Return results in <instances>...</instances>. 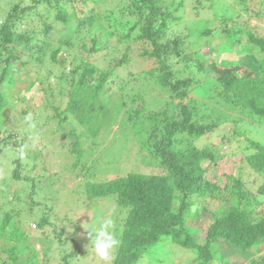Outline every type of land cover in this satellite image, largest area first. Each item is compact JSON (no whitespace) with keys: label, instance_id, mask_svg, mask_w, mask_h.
<instances>
[{"label":"rangeland","instance_id":"rangeland-1","mask_svg":"<svg viewBox=\"0 0 264 264\" xmlns=\"http://www.w3.org/2000/svg\"><path fill=\"white\" fill-rule=\"evenodd\" d=\"M164 1L171 3L179 0ZM18 2L20 0H0V18L3 19ZM119 2L125 3L124 0H106L100 4L90 1L88 5L98 9L103 8L106 3ZM31 4V0L22 2L23 6ZM200 4L204 7L200 8L201 15L198 16L196 7H200ZM45 7L40 6L38 10L30 12L15 28L17 33L34 32V44L37 46L26 51L23 61L28 64L12 75L14 81L11 85L8 83L4 86V92L8 93L12 105L9 104L0 114V212L9 211L16 215L15 224L27 237L21 244L24 250L21 256L18 255L19 263L16 264H98L91 248H88L89 229L98 226L102 216L110 215L114 220L113 231L119 239V224L124 215L114 196L88 199L87 182L110 181L132 172L163 174V169L157 165L151 153V132L158 124L157 131L160 133L159 129L163 127L159 122L163 119L160 112L168 109L170 114L174 113L178 100L163 87L151 88L145 96L150 115L139 125L127 127L120 122L127 118L125 114L118 119L114 113L115 102L121 96L110 82L101 96L110 110L105 124L94 138L83 136L93 123L86 120L87 124H83L80 121L82 109H79L81 114L68 109L73 88L70 71L73 67L69 63L63 75L64 67L55 63L51 55L55 50H60V58L74 55L79 59L86 57L103 69L116 57H121L125 48L116 45L111 48L109 43H114L115 38L107 41L102 39L100 42L106 46L102 51L87 53L81 45L86 42L87 48H90L95 31L88 33L81 41L70 30L71 26L62 22H56L55 29L46 34L43 22L57 20H54L53 13L48 15ZM68 10L71 12L72 8L68 7ZM180 14L183 20L170 32L196 40V45L189 44L190 51L201 54L206 62L226 60L259 69L254 57L261 59L264 53L254 52L246 36L239 42L238 34L230 39L226 37V31L247 26L262 34L264 0H200V3L197 0H185ZM48 16L51 18L47 19ZM200 18L206 21H198ZM221 19H225L228 26ZM71 21L76 26L73 19ZM225 26L226 31L222 29ZM208 27L219 28L221 32L202 39L194 36ZM67 40H70L72 47L66 44ZM16 48L22 49L21 46ZM142 68L149 69L150 66L143 65L139 59L134 63L133 69L139 72ZM62 75L64 77L60 79ZM97 77L98 73L94 75V78ZM215 77L208 70L200 93L193 95L198 98L196 102L201 108L199 121L215 124L217 127L207 135L193 138L192 143L199 149L209 148L215 154V159L206 164V177L210 182L223 188L227 175L241 176L251 191L256 193L264 183V176H258L246 160L241 163L240 159L252 152L247 139L264 143V126L256 120L254 113L233 103L227 105L219 99L211 88V78ZM145 79L147 78L142 81ZM82 98L83 96L80 97ZM29 113L35 123L34 128L29 127L25 121ZM110 121L113 123L108 133L106 124ZM75 144L82 150L75 151ZM21 147L25 151L23 158L17 155ZM121 148H124V154L119 152ZM93 163L96 168L92 167ZM16 175L19 179L15 178ZM30 190H34L33 196L29 194ZM29 203L32 204V209L26 210ZM45 204L47 208L44 207ZM209 204L210 212L202 210V200L198 199L197 208L194 207L186 216L187 229L199 243L205 241L206 229L211 223V212L219 206L218 201ZM45 217L48 218L47 221L44 220ZM6 236L7 234H3L0 238ZM222 242L224 243L214 254V264H252L254 261L255 264H264L260 263L264 258V245L243 253L241 249L239 252L228 246L225 243L227 241ZM0 245L7 248L2 241ZM117 257L118 249L111 264H115ZM141 262L199 264L193 250L173 243L168 237H163L155 247L144 249L139 263Z\"/></svg>","mask_w":264,"mask_h":264},{"label":"trees","instance_id":"trees-1","mask_svg":"<svg viewBox=\"0 0 264 264\" xmlns=\"http://www.w3.org/2000/svg\"><path fill=\"white\" fill-rule=\"evenodd\" d=\"M23 1L14 4L7 15L0 18V114L9 104L12 105L4 86L8 83L11 85L14 81L12 75L28 64L23 61L26 51L37 46L34 44V32L17 33L15 28L18 22L40 6H46L48 15L53 13L54 20H57L43 22L46 34L55 29L56 22H62L71 26L70 30L81 41L88 33L95 31L91 47L87 48L86 42L81 45L87 53L102 51L106 47L100 42L102 39L115 38L114 43H109L110 47L116 45L125 48L121 57H116L103 69L86 57L79 59L74 55L60 58V50H55L51 55L55 63L64 67L63 75L69 63L73 67L70 71L73 88L68 109L73 112L82 109L80 121L83 124H87L86 120L93 123L83 136L94 138L102 130L110 110L101 96L110 82L121 96L115 102L114 113L118 119L125 114L127 118L120 122L127 127L139 125L150 115L145 96L151 88L163 87L178 100L174 113L170 114L168 109L160 112L163 116L159 121L163 125L160 133L157 131L158 124L151 132V153L157 165L163 169V174L132 172L110 181L87 182L88 199L114 196L124 215L119 224L121 236L115 264H140L143 250L155 247L163 237L193 250L199 264H214V254L224 240L228 246L239 252L243 250V253L264 245V183L255 193L241 176L227 175L223 188L210 182L206 177V164L215 159V154L209 148L199 149L192 143L193 138L207 135L217 127L199 121L201 108L196 102L198 98L193 95L200 93L208 70L216 76L211 78L212 92L227 105L233 103L254 113L256 120L264 126V57L259 59L254 55L259 67L257 70L233 61L219 62L216 59L206 62L201 54L190 51L189 44L196 45V40L170 32L183 20L180 12L185 0L171 3L164 0H124L125 3H106L98 9L91 8L88 3L94 1L100 4L106 0H31L29 6H23ZM197 1L200 3V0ZM68 7L72 8L71 12ZM201 7L204 6L196 7L198 16L201 15ZM71 19L76 26L72 25ZM198 21L206 20L200 18ZM222 29L226 31V26ZM220 32L219 28L208 27L194 36L202 39ZM234 34L239 35V42L246 36L254 52L264 53V31L260 34L247 26L226 31V37L230 39ZM66 44L71 46L70 40ZM16 46L22 49L17 50ZM139 59L150 68L135 72L133 65ZM97 73L98 77L94 78ZM143 78L147 79L142 81ZM112 123L106 124L108 133ZM247 141L252 152L240 161L244 163L246 160L258 176H264V143L251 139ZM79 149L75 144L74 150ZM119 152L124 154V148ZM92 167L96 168L95 163ZM15 178L19 179V176ZM29 194L33 196L34 190H30ZM198 199L202 200V210L207 212H210L209 203L218 201L219 205L211 212V223L206 229L203 243L196 242L186 226V216L194 207L197 208ZM31 209L32 204L29 203L26 210ZM15 222L17 216L12 212H0V237L7 234L5 238H0L7 245L6 249L0 245V264L19 263L18 255L23 254L21 244L27 237ZM260 263H264V258Z\"/></svg>","mask_w":264,"mask_h":264},{"label":"clouds","instance_id":"clouds-1","mask_svg":"<svg viewBox=\"0 0 264 264\" xmlns=\"http://www.w3.org/2000/svg\"><path fill=\"white\" fill-rule=\"evenodd\" d=\"M29 127L34 128L35 123L31 120L29 113L25 117ZM20 158L25 155L24 147H21L17 153ZM114 220L110 215L100 218L98 226L89 229L90 247L95 255L98 264H111L117 249L120 246V240L113 231Z\"/></svg>","mask_w":264,"mask_h":264}]
</instances>
